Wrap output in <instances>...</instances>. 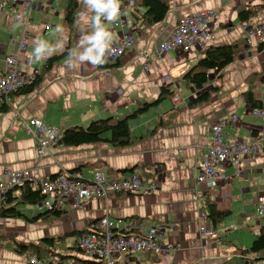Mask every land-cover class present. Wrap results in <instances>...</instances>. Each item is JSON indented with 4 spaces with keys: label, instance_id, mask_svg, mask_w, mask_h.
<instances>
[{
    "label": "crops",
    "instance_id": "crops-1",
    "mask_svg": "<svg viewBox=\"0 0 264 264\" xmlns=\"http://www.w3.org/2000/svg\"><path fill=\"white\" fill-rule=\"evenodd\" d=\"M78 1L72 25L63 18L66 0L34 2L37 9L31 15L27 52L22 58L40 57L43 69L49 58L62 56L66 50L68 54L41 71L31 92L19 90L1 104L8 110L0 113V180L8 172H27L38 180H51L60 174L84 180L102 170L116 179L141 174L146 184L155 183L158 190L110 193L107 199H90L74 211L56 205L53 210L60 216L43 222L31 220L44 213L36 209L37 204H18L16 210L23 217L0 216V264H28L26 256L35 251L27 247L30 244L39 248L37 253L46 254L45 259H52V264H91L94 260L78 251L73 242L105 214L143 226L166 227L161 242L172 250L159 257L133 254L126 259L130 264H247L243 251L264 233V218L257 213L258 198L264 200V141L258 156L243 161L240 177L234 175L230 165L218 169L223 179L212 189L197 184L196 177L197 165L211 143L210 126L235 115L239 122L227 121L225 139L249 140L264 134V118L253 116L242 97L249 88L247 78L264 69V45L261 51L259 45L246 47L241 29L243 25L264 23V0H165L167 15L147 28L140 21L142 8L113 15V7L121 3L111 5L101 25L95 27L92 14L99 0ZM204 10L216 11V18L206 24L215 37L210 46H236L240 53L219 74L209 73L211 77L202 91L206 99L192 104L197 95L183 77L205 52L191 49L160 53L158 49L171 35L178 18ZM245 10L251 15L243 22L239 16ZM21 33L22 25L6 6L0 15V76L6 72L5 58L18 49ZM128 33L134 38L133 46L111 68L100 69L102 49ZM162 87H169L185 105L173 108L168 98L130 121L133 141L124 148L107 143L78 147L57 143L40 158L32 139L19 129L21 119L30 117L62 133L86 128L100 119L116 121L154 102ZM254 91L261 101L258 109L264 111L260 76ZM12 198L11 205L19 203L17 192ZM207 201L228 210L229 215L213 225L208 219ZM199 212L207 214L205 225L219 236L216 242L199 232ZM132 234L140 232L134 230ZM43 239L52 242L43 243Z\"/></svg>",
    "mask_w": 264,
    "mask_h": 264
},
{
    "label": "built area",
    "instance_id": "built-area-1",
    "mask_svg": "<svg viewBox=\"0 0 264 264\" xmlns=\"http://www.w3.org/2000/svg\"><path fill=\"white\" fill-rule=\"evenodd\" d=\"M35 0H0V15L8 6L15 20L22 25L21 37L18 41V49L14 54L5 58L6 72L0 76V105L5 102L7 96L30 86L42 71L41 59L34 55L24 56L27 52L28 26L31 22L32 12L37 9ZM121 6L113 7V15L122 14L123 10L134 11V2L127 0L120 2ZM22 10L18 11L17 7ZM216 18L215 10H204L192 15L182 16L177 19L173 31L169 37L162 41L158 52L167 53L175 50L188 52L191 49L205 52L214 40V34L208 30V20ZM115 21V25H117ZM246 47L252 45H264V23L255 27L243 25ZM134 44L132 33L120 36L108 47L106 57L112 59L122 56L126 50ZM145 59L148 58L144 54ZM145 64L143 71H147ZM197 94L198 91H193ZM173 108L185 105V102L176 95L170 98ZM252 115L264 118V111L258 108L251 110ZM227 121L235 124L239 118L235 115L217 125L210 126V146L206 149L201 162L197 165V184L206 189L216 187L223 179L218 169L226 165L234 168V175L242 174V163L246 159H253L262 151L264 134H257L249 140L232 137L225 139L223 132ZM22 133L29 136L35 146L38 157L47 156L50 150L59 142L62 132H57V127L46 125L37 118H24L19 123ZM28 184L31 187L39 186L44 200L35 207L40 212L52 211L57 205L59 209L78 210L90 199H107L110 193H146L158 190L155 183L146 184L141 174H132L128 178L116 179L106 172L95 171L88 179L78 178L76 175L60 174L51 180H38L29 177L27 172H8L4 179L0 180V201L5 194L16 187ZM257 213L264 218V200L258 198ZM207 214L199 212V232L206 238L215 242L219 236L205 225ZM166 227L158 225H146L113 219L107 214L93 222L88 232L75 238L74 247L91 257L93 264H130L126 261L133 254L153 255L155 257L166 255L172 250L163 244L161 239ZM136 230L140 235H134ZM28 264H52L53 260L39 259L34 254L26 256Z\"/></svg>",
    "mask_w": 264,
    "mask_h": 264
},
{
    "label": "trees",
    "instance_id": "trees-1",
    "mask_svg": "<svg viewBox=\"0 0 264 264\" xmlns=\"http://www.w3.org/2000/svg\"><path fill=\"white\" fill-rule=\"evenodd\" d=\"M52 1V0H51ZM127 0H99L93 10L92 21L95 27L101 25L103 20L106 18L107 13L111 7V5L115 3L125 2ZM134 2V6L138 8H142L144 13L140 19L141 24L144 28L152 27L154 25L159 24L169 11V6L167 1L165 0H132ZM66 6L63 10V18L64 22L67 25H72L75 20V15L77 13L79 7L78 0H66ZM251 15V11H243L240 13L239 18L241 21H246ZM134 22L138 20V18L133 15ZM107 47L102 49L101 62L99 64L100 69H109L117 62L118 58L121 56L108 59L106 57ZM263 49V44L258 46V51ZM240 50L236 46H210L204 53V56L198 60L196 65L188 71L183 80L190 84L192 91L197 90V97L194 98L191 103L195 104L202 100L206 99V94L203 91V87L206 85L209 73L216 72L220 73L227 66L232 64L237 56L239 55ZM68 54V50L62 56H54L49 58L45 65L43 66L42 71L44 72L46 69L52 66L53 63L60 60L63 56ZM41 76V75H40ZM40 76L28 87L22 89L23 93H29L36 86L38 79ZM258 76H260V83L264 85V69L261 74L254 75L247 78V82L249 84V88L242 93V97L245 103L251 108H261V101L257 99L255 95V80H257ZM174 95L169 87H162L159 91V95L151 104H145L143 107L136 109L130 114L125 115L119 120L113 121L112 118L100 119L93 121L86 128L76 127L73 129H67L62 133V137L58 143L68 146V147H78L81 145L88 144H97V143H107L113 148H124L129 146L133 137L131 135V130L129 123L130 121L136 119L138 116L146 113L150 108L154 106H158L166 99L171 98ZM8 107L6 105H0V113L7 112ZM17 192V199H19V203L15 205H11L13 203L12 193ZM44 200V195L41 192L39 186L31 187L28 184H24L23 186L16 187L12 190H9L4 199L0 201V216L1 217H23V215L16 210L18 204L22 205H35L39 204ZM15 201V200H14ZM208 219L212 222L213 225L221 223L228 215V210L218 209L217 206L211 202H206ZM60 213L58 211L52 210L47 211L41 214L32 217L31 220L34 221H47L52 218L59 217ZM88 232V230L86 231ZM85 232V233H86ZM84 233V234H85ZM82 235V234H81ZM78 235L77 237L81 236ZM76 237V238H77ZM52 240L43 239V243H50ZM27 247H32L35 249L34 254L39 259H45V255L41 252L37 253L39 248L30 244ZM36 252V253H35ZM245 253V254H244ZM243 258L248 259L247 264H253L259 261H264V233L257 236L254 241L251 243L250 248L243 251ZM249 254L250 257L247 255ZM94 262H91L93 264Z\"/></svg>",
    "mask_w": 264,
    "mask_h": 264
},
{
    "label": "rangeland",
    "instance_id": "rangeland-1",
    "mask_svg": "<svg viewBox=\"0 0 264 264\" xmlns=\"http://www.w3.org/2000/svg\"><path fill=\"white\" fill-rule=\"evenodd\" d=\"M211 76H209V78H210ZM215 77V76H214Z\"/></svg>",
    "mask_w": 264,
    "mask_h": 264
}]
</instances>
